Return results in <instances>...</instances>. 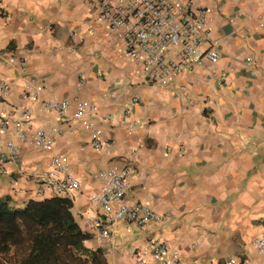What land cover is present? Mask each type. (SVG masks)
<instances>
[{
  "label": "crops",
  "instance_id": "obj_1",
  "mask_svg": "<svg viewBox=\"0 0 264 264\" xmlns=\"http://www.w3.org/2000/svg\"><path fill=\"white\" fill-rule=\"evenodd\" d=\"M196 1L214 19L222 58L162 87L147 82L142 65L124 54L99 19L96 0H0V85L12 86L9 96L0 97V120L9 125L0 145L14 141L21 147L16 164L7 163L11 175L0 180V198L17 208L31 200H62L90 235L87 246L100 249L86 220L101 216L91 201L96 176L127 164L133 174L126 200L168 219L145 231L115 223L107 264H159L152 238L172 241L181 251L179 264H226L232 258L262 263L251 243L264 233V0ZM222 74L224 85L218 84ZM30 85L40 88L42 100L79 96L95 102L100 117L112 115L100 124L115 140L113 154L90 147L92 134L73 111L42 112L34 101L27 102L33 116L26 133L48 130L53 122L62 134L52 150L19 141L14 109ZM58 153L67 155L81 184L69 196L45 191L34 180L61 176L51 167Z\"/></svg>",
  "mask_w": 264,
  "mask_h": 264
},
{
  "label": "built area",
  "instance_id": "obj_2",
  "mask_svg": "<svg viewBox=\"0 0 264 264\" xmlns=\"http://www.w3.org/2000/svg\"><path fill=\"white\" fill-rule=\"evenodd\" d=\"M99 19L106 23L110 33L121 42L125 55L137 60L143 68L147 82L169 87L183 72L191 73L197 67L218 63L222 58V39L213 33V17L210 11L196 0H96ZM4 10L0 13L3 14ZM93 31V29L91 30ZM110 45L113 40H109ZM249 61L253 58L249 57ZM84 82L80 77L78 87ZM226 75H220L218 84L224 85ZM12 91L7 83L0 85V97L6 98ZM21 103L14 109L17 121L16 138L21 142L30 141L36 147L52 150L62 129L53 122L49 129L38 128L34 134L25 131V125L33 116V108L27 104H40L42 112H55L66 116L72 111L74 117L92 134L90 147L97 151L113 154L115 140L104 134L100 122L112 119V115L99 116V106L95 102L79 96L64 99L42 100L41 90L34 85L27 86L17 97ZM127 109V108H126ZM126 112H128L126 110ZM139 124V122L137 123ZM9 129L7 120H0L1 136ZM133 130V126L131 128ZM5 159L0 157V180L11 175L7 163L16 164L21 147L14 141L0 145ZM135 154V150L131 151ZM51 167L61 174H47L34 178L45 191L69 196L81 188L74 176L67 155L58 153L51 159ZM132 168L125 164H114L97 173L99 186L91 196V201L99 206L101 216L88 218L101 243V250L111 253V227L120 221L134 223L145 231L151 223H162L168 219L142 202L130 203L126 196L131 189ZM13 184L16 178L12 177ZM20 189L18 192H23ZM252 247L264 264V233L253 239ZM151 254L159 264H179L180 249L170 240L152 238ZM141 264H144L141 261ZM226 264H252L249 260L232 258Z\"/></svg>",
  "mask_w": 264,
  "mask_h": 264
},
{
  "label": "trees",
  "instance_id": "obj_3",
  "mask_svg": "<svg viewBox=\"0 0 264 264\" xmlns=\"http://www.w3.org/2000/svg\"><path fill=\"white\" fill-rule=\"evenodd\" d=\"M88 239L58 198L31 200L22 208L0 198V264H107L101 249L87 246Z\"/></svg>",
  "mask_w": 264,
  "mask_h": 264
},
{
  "label": "rangeland",
  "instance_id": "obj_4",
  "mask_svg": "<svg viewBox=\"0 0 264 264\" xmlns=\"http://www.w3.org/2000/svg\"><path fill=\"white\" fill-rule=\"evenodd\" d=\"M33 226H34L36 229H39L38 226H35L34 224H33ZM22 235H23L24 243H27V242H28L27 231L23 232V230H22Z\"/></svg>",
  "mask_w": 264,
  "mask_h": 264
}]
</instances>
